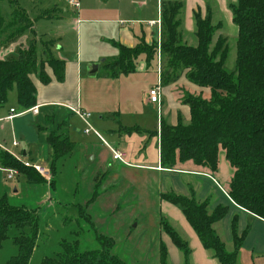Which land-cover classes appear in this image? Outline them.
Masks as SVG:
<instances>
[{"label":"trees","instance_id":"1","mask_svg":"<svg viewBox=\"0 0 264 264\" xmlns=\"http://www.w3.org/2000/svg\"><path fill=\"white\" fill-rule=\"evenodd\" d=\"M3 1L0 0V4ZM11 4L12 21L7 25L0 13V30L12 26L17 31L4 39L1 49L17 43L25 36L22 26L28 24L30 19L18 4L12 1ZM181 7L180 3H165L162 7L160 51L162 58L167 59L169 68L165 74L187 70L188 80L201 88H209L212 95L210 100L201 97L185 100L191 111L189 126L162 125V166L173 167L179 157L181 162L193 161L195 165L215 173L218 170L220 149L224 150L228 163L235 169L230 197L237 205L264 220V0H238L237 5L232 6L234 23L239 30L236 70L233 73L225 70L227 40L219 37L214 42L217 29L210 16L206 19L199 15L195 17L196 47L182 43L178 21ZM19 28L23 31L19 32ZM33 34H36L35 31ZM114 45L120 55L108 66L111 76L131 72L141 55H146L151 62L159 52L157 44L148 46L145 42L134 49ZM53 50V42H29L27 48H18L0 60V107L7 105L11 92L16 91L20 110L34 108L37 105V88L31 77H37L44 85L50 84L52 80L46 68L53 71L58 82L64 81L66 64L55 57ZM47 140L53 151L54 173L55 162L71 154L75 147L69 139H63L55 133H51ZM0 166L17 170L30 182H44L34 169L25 167L7 152L0 151ZM162 199L182 210L204 248L221 264L237 263L245 234L239 237L236 221L233 222L235 250L229 253L214 229V225L226 217L227 208L219 207L210 213L207 203L175 193L163 194ZM79 211L80 218L89 223L99 248L81 252L78 241H63L60 253L45 258L42 264H126L112 254L113 240L96 229L84 208L80 207ZM161 227L182 252L185 264H188L191 250L187 243L168 223L162 222ZM11 229L17 230L13 243L18 254L7 264H29L40 236L38 214L11 205L0 188V254L4 242L10 238ZM161 264H167V250L163 245Z\"/></svg>","mask_w":264,"mask_h":264},{"label":"crops","instance_id":"2","mask_svg":"<svg viewBox=\"0 0 264 264\" xmlns=\"http://www.w3.org/2000/svg\"><path fill=\"white\" fill-rule=\"evenodd\" d=\"M107 1L109 2L110 0H105V2ZM115 3L116 6L113 9L105 10L104 14L106 15L103 19L94 21L101 26L98 28L101 34L99 39L114 49L116 48L114 44L134 49L141 42H145L148 46L157 44L159 51L162 33L159 35L157 28H149L147 23L159 19L165 3H180L182 7L178 21L180 23L179 33L183 44L189 47L197 46L195 17L199 15L202 19H206L210 16L214 27L217 29L214 42L219 37L225 38L227 42L235 41L237 56L239 30L234 23L232 6L237 5L238 0H115ZM84 14H87V11ZM131 17H136L139 22H130L129 18ZM84 22L89 21L84 20ZM126 24L131 25V27H126ZM59 45H55L53 51L55 57L66 64L64 81L58 82L50 68H46L47 74L52 80L48 85L41 83L35 76L31 77L37 88V105L34 107H37V114L29 110L16 111V109L20 110L17 98L14 103L9 101L7 105L0 107V151L10 154L12 148L17 153V149L22 146L21 141L24 140L23 150H21L23 158L30 162L39 163L38 165L42 167H46L43 166L46 162H52L53 165V151L47 142L51 133H55L63 139H69L77 146L82 145L83 148L88 144L96 145L88 148V155H94L93 161H98L100 166L108 162L109 158H112L109 147L121 151L126 156V164L113 160L120 164V167L117 168L130 173L138 172L145 177L151 176L159 186L157 200H160L162 207L158 222L160 234L158 247L159 264H161V245L165 246L167 250V264H185L182 252L163 231L162 222L168 223L187 243L191 250L188 264H221L218 259L213 257L211 252L204 248L200 238L187 221L182 210L178 206L162 199L163 194L169 193L194 198L200 203H207L210 213H213L219 207L227 208L226 217L214 225V229L224 242L227 252L232 253L235 250L233 222L236 221L237 235L242 237L245 234L239 256L240 253L244 256L248 254L250 256L248 264H264V220L237 205L230 197V186L235 169L228 163L224 150L220 149L218 170L215 173L207 168L195 165L193 161L181 162L179 157H177L173 167L164 168L162 166V125L178 126L182 124L189 126L191 124V111L189 106L185 104V100L189 97H201L205 100H210L211 90L192 84L187 78V70L177 73L170 72L169 75H166L167 71L162 68L161 64V70L158 67L160 71L157 77L154 76V73L150 74L154 63H159V57L162 60L159 52L151 62H149L146 55H141L133 71L111 76L108 66L119 58L120 53L118 51L115 60L106 65V74L104 83L101 84V91L93 92L94 98L100 107L98 113L107 112L113 114H110L111 120H108V117L101 116L93 122L97 129L102 130L106 134L111 143H108L100 134L104 140L103 142L93 133L87 134L85 132L87 124L72 112V109H81L86 112L88 109L82 101L83 91L81 87L83 79L86 80V76L83 77L82 55L79 54V49H77L74 54L59 57ZM160 79L163 90L161 104L158 105L150 102L148 92L158 85ZM10 104L11 106L9 107ZM106 106L110 107L109 110H105ZM11 109L21 115L9 120ZM116 109L118 110L116 111ZM142 109L148 111H142ZM158 114H160V119ZM91 120L92 118L89 124L95 129ZM9 126H13L15 131L5 134L4 132ZM84 136L90 138L83 140ZM14 142H17L18 146L15 147L13 145ZM98 146L107 153L98 151ZM71 154L56 161L55 165L64 159L66 160ZM110 164L111 162L108 163L109 166ZM1 170L5 172L0 167V174L2 173ZM56 172H58L57 167ZM5 174L7 176L6 172ZM22 175L25 176L18 173L15 177ZM15 177L9 179L7 176V180L12 181ZM55 179L53 180L54 183L42 184H49L53 187ZM30 183L34 185L41 184ZM0 188L1 193L6 194L9 199L11 193L3 182L2 174L0 176ZM79 209L80 206L77 209L78 214L80 212ZM106 237L113 240V242L115 241L114 236ZM136 246L135 244L130 246L131 254H133ZM114 256L126 264L130 261L129 258H126V254L119 253ZM258 259L263 263L259 262ZM238 261L236 264H238Z\"/></svg>","mask_w":264,"mask_h":264},{"label":"rangeland","instance_id":"3","mask_svg":"<svg viewBox=\"0 0 264 264\" xmlns=\"http://www.w3.org/2000/svg\"><path fill=\"white\" fill-rule=\"evenodd\" d=\"M11 1L18 4L30 19L28 24L22 26L26 32L25 36L7 48L4 46L1 49V44L10 34H15L17 28L8 26L5 30H0V60L18 48H27L29 42L35 41L38 43L53 42L54 49L55 45L60 44L58 46L59 57L74 54L79 49L83 61V77L86 76L81 87L82 101L88 107L87 112L92 115V125L94 120L101 116L111 120V113H98L100 107L93 92L101 91L106 65L115 60L118 50L99 39L101 34L98 28L101 26L94 21L103 19L106 15L105 10L116 6L115 0L109 2L79 0L81 8L78 12L70 6V0H5L0 4V13L7 25L11 23L13 17ZM85 11L87 14H84ZM84 20L89 22H84ZM129 20L139 22L136 17H131ZM126 27H131V25L126 24ZM23 29L19 28L18 31H23ZM34 31L36 34H33ZM227 45L228 58L225 69L232 73L236 70V43L230 41ZM160 62L162 68L169 70L167 59L162 58L161 60L160 58L159 63H154L150 74L154 73L157 77ZM95 67L98 68L96 71H94ZM16 98V91L11 92L10 103H14ZM109 108L106 106L105 110ZM144 110L146 109H142ZM16 111L21 110L16 109ZM94 128L108 143H111L102 130L95 126ZM11 131H15L13 126H9L4 133ZM92 137L95 138L94 135ZM85 138L90 137L84 136L83 140ZM23 141L17 153L11 148L10 154L22 163L39 164L22 157ZM95 146L88 144L85 149L82 145L74 144L72 154L55 165L58 172L53 173L51 183H54L53 180L57 175L53 187L47 180L43 183H49V186L42 183L34 185L23 175L8 181L9 170L0 166L7 173L6 176L1 170L3 182L11 193L10 204L35 211L39 217L40 236L29 264H42L45 258L55 257L60 253V244L63 241L68 243L78 241L81 252L99 248L89 223L87 224L78 214L79 206L84 208L101 234L108 237L114 236L112 254H126V258L130 260L128 264H159L158 222L162 208L160 200H157L159 186L151 176L145 177L138 172L130 173L120 170L117 168L120 164L113 161L112 155V158L107 160L108 162L100 166L98 161H93L94 155H88V148ZM97 150L107 153L100 146ZM109 162H111L110 166ZM44 164L43 166L52 169V162ZM16 234L17 230L11 229L10 238L3 244L0 264H7L10 259L17 256L18 250L13 243V237ZM133 244L137 246L131 254L130 246ZM249 261L248 254L244 256L240 253L238 264H248ZM258 261L262 262L260 259Z\"/></svg>","mask_w":264,"mask_h":264},{"label":"built area","instance_id":"4","mask_svg":"<svg viewBox=\"0 0 264 264\" xmlns=\"http://www.w3.org/2000/svg\"><path fill=\"white\" fill-rule=\"evenodd\" d=\"M70 6L74 9V10H80L81 8V4L79 0H70ZM149 28H157L158 30V34L161 35L162 33V14L160 13V17L157 21H153V22H149L147 23ZM159 56H161V51H160V43H159ZM160 60V57H159ZM160 70H161V62H160ZM161 74V73H160ZM162 81L160 79L158 85L151 89L148 93L149 96V100L151 103H157L158 105L161 104V97H162ZM29 111L34 112L35 114L38 113L37 107L33 108ZM72 112L78 116L79 118H81L86 124H87V129L85 130V132L87 134L89 133H93L94 135H96V137H98L100 140H102L104 142V140L102 139V136L100 135V133L98 131H96L95 129H93L91 127V125L89 124L90 119L92 118V115L84 110L81 109H72ZM11 116L8 118L9 120H12L13 118H15L16 116H19L21 114L17 113L14 109L10 110ZM24 114V113H22ZM15 147L18 146L17 142H14L13 144ZM110 151L112 153L113 156V160L120 162L122 164H126V156L124 153H122L121 151H117L115 149H112L111 147ZM15 158V157H14ZM17 161L18 158H15ZM20 163H22L21 161H19ZM25 167L27 168H32L34 169L44 180L47 181H52V171L49 168L46 167H42L41 165H31L30 163L26 162V163H22ZM8 178L12 179L13 177H15L16 175H18V171L17 170H13V169H8Z\"/></svg>","mask_w":264,"mask_h":264},{"label":"water","instance_id":"5","mask_svg":"<svg viewBox=\"0 0 264 264\" xmlns=\"http://www.w3.org/2000/svg\"><path fill=\"white\" fill-rule=\"evenodd\" d=\"M97 69H98V68H97V67H95V68H94V71H96Z\"/></svg>","mask_w":264,"mask_h":264}]
</instances>
